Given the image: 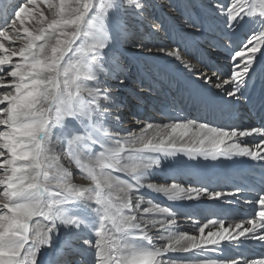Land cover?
<instances>
[{
	"label": "snow or ice",
	"instance_id": "6c2138e0",
	"mask_svg": "<svg viewBox=\"0 0 264 264\" xmlns=\"http://www.w3.org/2000/svg\"><path fill=\"white\" fill-rule=\"evenodd\" d=\"M168 7L184 19L181 40L204 37L209 48L215 32L249 27L247 42L231 49L227 78L204 53L179 44L149 47L128 23L131 17L153 33L167 30L152 18L149 0H0V264H264V256L243 252L223 260L168 256L195 255L229 238L237 247L244 245L240 237L264 246V170L248 187L260 208L247 220L251 227L234 225L235 235L223 220L200 226L199 237L179 232L175 214L143 195L144 189L170 201L236 195L147 182L151 170L180 154L189 161H264V0H182ZM32 23L39 27L26 26ZM126 44L179 61L193 79L178 91L202 111L233 118L232 109L244 101L261 114V126H210L173 110L170 123L137 120L139 131L124 134L110 81L127 83L117 56ZM209 82L214 95L194 87ZM254 134L260 138L254 149L243 146L240 138ZM77 175L87 183H76ZM216 223L220 228L205 237ZM61 231L67 236L62 248L56 243Z\"/></svg>",
	"mask_w": 264,
	"mask_h": 264
},
{
	"label": "bare ground",
	"instance_id": "6f19581e",
	"mask_svg": "<svg viewBox=\"0 0 264 264\" xmlns=\"http://www.w3.org/2000/svg\"><path fill=\"white\" fill-rule=\"evenodd\" d=\"M177 16V15H176ZM135 21V20H134ZM133 21V22H134ZM137 21H135L136 23ZM136 25V24H135ZM175 25V24H174ZM134 26V25H132ZM174 27V26H173ZM177 30V37H180L178 33L182 29V25H176ZM136 29V28H135ZM249 27L246 26L237 32L231 34L233 37L237 38L238 36L242 37L240 39H243L245 35H241L240 32H247L249 31ZM218 33H222L220 31H217ZM223 35H227L228 33H222ZM230 35V34H229ZM185 36H188L185 34ZM194 37V36H193ZM190 39L192 40V36H190ZM237 39H235L236 41ZM230 42V41H229ZM153 48V47H152ZM127 49V48H126ZM132 47V54L136 57V59L143 60L144 63L139 65L140 67L146 66L144 70L138 69V63L137 61H134L130 63V59L127 56L130 57L129 53H126V56H123L124 59H128V63L131 64V68L133 71L136 72V75L139 76L140 74V81L142 82V79H148V72L151 68V66L155 65V69L159 68L158 64L153 63L150 60H147L151 56H155L157 59H161L172 67V69L175 70V73L177 75H180L183 77L186 81H190L193 79L190 75H188V71L179 63V61L168 57L164 53H159L157 55H147L145 53H141L140 50L134 49ZM124 49H120L122 52ZM257 57H259L260 53L257 52ZM225 56L219 57L217 59H224ZM210 59H216L213 56ZM221 61V60H220ZM146 62L149 64L147 65ZM198 64V63H197ZM199 66V65H198ZM197 67V66H195ZM208 73V72H207ZM129 77V76H128ZM167 80L166 83L169 81H173V84L180 85L183 87L186 86L187 83L181 84L177 82V78L175 77V74L171 73V76H166ZM171 77V78H169ZM136 79V77H135ZM170 79V80H169ZM118 83V81H117ZM178 83V84H177ZM118 84V87L115 86V89L121 88V85ZM168 86H171V84H168ZM196 88H201L202 91L207 92L209 95H214L217 91L211 90L206 87H202L201 85L197 84L194 85ZM259 83H257L256 91L253 93L254 95L258 94L259 92ZM113 88V87H112ZM164 89L168 92H170L169 89L164 87ZM115 93V92H114ZM117 95V94H116ZM166 95L170 96L168 93ZM179 95H184L187 99V92L186 91H180ZM163 98V97H162ZM177 100V99H176ZM177 102V101H176ZM245 103L244 101H241L240 103L236 104L235 107L232 109L233 112V118H230L227 114L224 115L226 118V121L220 122L219 125H227L230 124L231 119L233 120L235 117V113L237 111L236 106L239 104ZM163 105V104H162ZM185 104L183 102H180L178 105V108L180 111L185 112L184 110ZM191 107H194V109H198L197 106L193 105ZM177 109V108H176ZM170 112V111H169ZM194 111H191L193 113ZM210 114L203 111V115ZM177 117L181 119H186L184 115L175 113ZM162 117H170V115L162 116ZM129 122L127 126L121 127V130L124 134H127L132 131H139V125L136 124V121H134V118L129 117ZM166 118H161L160 122H153L156 124H166L172 122L169 118V121L166 122ZM143 123V121H141ZM147 122V121H146ZM210 126H217L215 123L208 122ZM253 122V121H251ZM198 123H204L198 122ZM112 124V121H109V126ZM251 127H258L254 123L247 124V126L240 127L241 129H250ZM259 137L255 136V134L251 137L246 138H240V140L243 142V146H247L249 148L255 147V144L259 142ZM261 165H264V161H252L250 158H240L236 157L233 159V161H212V160H203V158H200L198 161H189L186 157H184L182 154L178 155L177 157H170L166 161H162L161 165L158 168H154L151 170L152 174L149 178V181L156 184H166L170 185L172 183H177L183 188H201L205 187L210 192L211 191H220L223 193H229V192H235L236 195H222L221 197L217 199H210L207 195H201L199 197H195L193 194L192 199H178V200H168L166 196H164L162 193H156L154 191L144 189L143 195L146 198H151L154 203H158L161 206L168 207L170 211H172L175 214V218L177 220V231L187 233L188 235H196L200 236V233L198 231L200 226H203L204 224L208 223L210 220L220 221L223 220L224 226L229 227L232 225L233 227L229 229L231 235H235L236 232L239 231V229H234V225L236 223H242L245 227H251V225L247 224L248 219L254 218V215L250 218L242 217V218H234V219H227V214L229 213V209L226 210V206H229L231 210L240 209L243 211L244 215H247L248 212L245 210L243 206H240L236 201H243L242 197H240V194L243 193L237 192V189H231L227 186L224 177L221 173H225L229 176L233 174L234 171L237 169H243L246 167H259L262 168ZM75 182L78 184L87 183L82 178H76ZM236 184V181H235ZM194 210H198L197 213H193ZM257 209L256 211H258ZM191 211V212H190ZM255 211V212H256ZM215 214V215H214ZM212 215V217L210 216ZM209 216V217H206ZM215 216V217H213ZM220 228V224L216 223L215 225L209 224L208 228L205 229V237H207V232L209 230L215 232ZM263 232V230H261ZM227 235V234H226ZM94 237L92 234L91 238ZM67 239V236L64 231H61L59 237L57 238L56 243L61 248L63 247V241ZM240 241H244V245L242 247L236 246V241H232L230 238L227 240L220 241L217 245H206L204 249L199 250L195 255L193 253H182V252H175V253H169L168 256H170L173 259L177 260H187V259H206V260H223L226 257H234L236 259H240V253L243 252L246 256L247 252L245 251L247 249V246L245 243L247 242L244 237L239 238ZM49 257L51 256V252L48 253ZM91 259V257H88ZM71 259L75 261H79V256L72 257Z\"/></svg>",
	"mask_w": 264,
	"mask_h": 264
},
{
	"label": "rangeland",
	"instance_id": "374dc122",
	"mask_svg": "<svg viewBox=\"0 0 264 264\" xmlns=\"http://www.w3.org/2000/svg\"><path fill=\"white\" fill-rule=\"evenodd\" d=\"M5 2L11 3L12 0H5ZM178 2H182V0H149V11L152 15V18L155 19L157 23L163 20L165 24L168 26L166 31H160L159 33H153V31L150 28L146 26H142L138 22L135 23L136 20L131 17L128 18V23L131 26L134 25L132 26L133 31L138 30L141 36L144 38L145 42L148 43L149 47L151 48L153 47V49L155 48H166V49L176 48L177 44H179L181 48H186L189 51L197 52V53H204L206 59H210L213 56L216 59H210V62L214 64L216 68H219L222 73L225 74L224 78H227V73L229 72L230 66L232 65L229 52L230 54H232L231 49H234L235 44H239V43L242 44V43L247 42L246 39L250 36L249 35L251 33L250 30L247 32H244V31L240 32L241 34H244L245 36L243 37V39H240L242 37L238 36L237 39L239 41L236 40L235 44H234L235 37L231 35L233 33L229 32L227 34L228 36L224 37L225 35H223L222 33L215 32L213 34V37L210 38L212 44L214 45V47L212 48L208 47L207 40L204 37H198V36L193 37L192 36V40H191L190 36H184V39L181 40L180 37H177V30L175 26L183 25L184 19L183 17L180 16L179 13L174 12L170 7H168V5L178 3ZM47 14L48 13L46 12V15ZM169 14L171 16H174L175 19H170ZM26 26H28L31 30H35L36 28L39 27V25H36L35 23L29 24ZM18 45H19V41H17L16 46ZM122 48L124 49L122 51V55H120V53H117V56H118L121 66L125 68V71L129 76L127 83L126 85L122 86L119 81L118 83L116 80L110 81L113 87L112 88L113 92H115L114 93L115 95L117 94L116 97L118 98V101L120 102V105H121L120 109L118 110L123 116V123L121 127H125L127 126L128 123H130L129 117L131 118L133 117L134 121L140 120L143 122H146V121L147 122H150V121L160 122L161 118H166L167 119L166 122H168L169 117H162V116H166V115L168 116L169 111H170L169 113L172 114L173 110H175V106H178L180 102H183L185 104V102H187V99L185 97L184 101H181L180 96L182 95L175 94V91L178 89L177 86L173 84L175 78H173V81H169L166 83V80H167L166 76L167 75L171 76V73H173L175 74V77L177 78L178 83L181 82V84H183L185 82L188 84V81H186L183 77L178 75V73L176 75L175 70L172 69V67H170L166 63H164L163 60L157 59L155 56H151L147 60H150L153 63L158 64L159 68L155 69L154 68L155 65L151 66L148 72V79H142V82H141L140 74L139 76L136 75V72L133 71L130 63L137 61L138 69L144 70L146 66L140 67L139 65L142 66V64L144 63L143 60L145 59L139 60V61L136 59V57L132 54L133 52L131 50L132 49L131 44L123 45L121 49ZM126 53L130 54V57L127 56L128 58H131L130 63H128L127 61L128 59L123 58V56H126ZM223 56H225L224 59H217ZM185 59H189V57L185 56ZM192 63L194 66H197V68L201 67V65L196 60H192ZM146 64L149 65L147 62ZM204 71L208 75L212 74L208 69H205ZM213 80H215V76H213ZM118 84L121 85V88L115 89V86L118 87ZM168 84H171V86H168ZM206 86L207 88L211 90H216L212 82H209ZM164 87L169 89L170 92L166 91ZM155 89H157V92H155ZM0 91H3V89H0ZM166 93H168L170 96L166 95ZM225 99H227V97H225ZM133 105H134V108L132 109ZM189 105H190V108L191 106H193L191 105L190 102H189ZM240 105L242 104H239L238 106ZM195 110L196 109H194V107L191 108V111H195ZM175 113L184 115L186 119L196 120L195 117L194 118L192 116L191 118L187 117L185 112L182 113V111H180L179 108L176 109ZM238 117H239V114H238ZM196 121L199 122L198 120ZM79 177H80L79 175L76 176V178H79ZM206 217H209V216H206ZM92 238L94 239L95 237H92Z\"/></svg>",
	"mask_w": 264,
	"mask_h": 264
}]
</instances>
